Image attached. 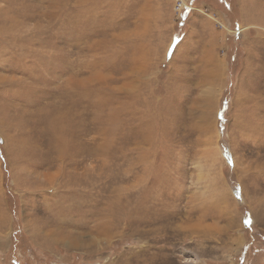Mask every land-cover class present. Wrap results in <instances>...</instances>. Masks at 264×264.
I'll list each match as a JSON object with an SVG mask.
<instances>
[{
  "label": "rangeland",
  "instance_id": "1",
  "mask_svg": "<svg viewBox=\"0 0 264 264\" xmlns=\"http://www.w3.org/2000/svg\"><path fill=\"white\" fill-rule=\"evenodd\" d=\"M0 264H264V0H0Z\"/></svg>",
  "mask_w": 264,
  "mask_h": 264
}]
</instances>
